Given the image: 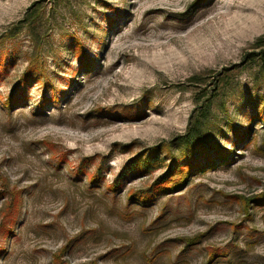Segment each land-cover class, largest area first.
<instances>
[{
	"label": "rangeland",
	"instance_id": "1",
	"mask_svg": "<svg viewBox=\"0 0 264 264\" xmlns=\"http://www.w3.org/2000/svg\"><path fill=\"white\" fill-rule=\"evenodd\" d=\"M193 1L0 0V264H264V0Z\"/></svg>",
	"mask_w": 264,
	"mask_h": 264
},
{
	"label": "trees",
	"instance_id": "2",
	"mask_svg": "<svg viewBox=\"0 0 264 264\" xmlns=\"http://www.w3.org/2000/svg\"><path fill=\"white\" fill-rule=\"evenodd\" d=\"M206 0H194V4H202L204 3ZM54 4L58 2V0L55 2V0H53ZM35 2L32 5H37ZM30 12V8H28L27 12L25 13V17L28 16V13ZM35 15V13H34ZM36 16V15H35ZM28 18V17H27ZM26 22V19H25ZM109 22H111V20H109ZM259 41H264V37L260 38L258 40ZM72 52L74 54L75 57H77L80 60V66L83 69H88L89 68V61L86 58V55L83 52V49H81L80 46H78L77 43L73 44L72 47ZM257 63H258V68H259V73L263 76L264 78V50L261 51L258 55L257 58ZM29 69H31L30 72H41L42 73V68H41V64L39 63L38 60V51L35 52L32 56V58L29 60ZM42 76V74H41ZM57 96H54V99H56ZM211 101V97H208L206 99V101H203L201 104V107L198 108V115H196V117L193 119V121H191L186 134L181 137L180 139V143L182 144L183 147H188L190 149H192L195 146L200 145L201 141L204 139V135L203 133H201L202 130V123L207 119V114L210 112V104ZM13 105H15V100L13 99V96H10L4 103L3 106L5 109H9L11 108ZM260 120L262 122V125L264 127V118L260 117ZM220 157L224 158V155H220ZM151 166H153V159L151 158H146L142 165L140 167H138L137 169H135L136 172L138 173H146L149 168H151ZM192 166L191 164H187L185 167H176L175 169V178L172 179H165L163 180L160 184H158L155 187L156 191H169V190H173L178 188L179 186H181L185 180L187 179L188 175L190 174V170H191ZM4 183L1 182L0 185H3ZM152 191H153V186H152ZM2 192H4V187H2L1 191H0V196H2ZM12 194V193H11ZM13 196L10 199V203L7 206L8 211L3 213V218H10L11 216V212H13V210H15L16 205L18 204V195H16L15 193L12 194ZM141 198L145 199L147 198V196L143 195L141 196ZM253 203L257 206V205H264V196H260L257 198H253Z\"/></svg>",
	"mask_w": 264,
	"mask_h": 264
}]
</instances>
